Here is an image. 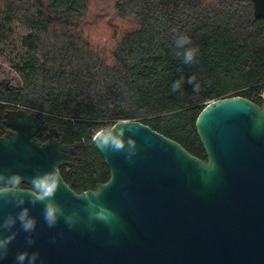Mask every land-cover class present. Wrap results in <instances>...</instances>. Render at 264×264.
I'll return each mask as SVG.
<instances>
[{
  "label": "water",
  "instance_id": "1",
  "mask_svg": "<svg viewBox=\"0 0 264 264\" xmlns=\"http://www.w3.org/2000/svg\"><path fill=\"white\" fill-rule=\"evenodd\" d=\"M251 2L253 17L264 18V0ZM261 101L225 96L199 112L194 127L206 160L140 121L115 122L92 139L109 178L81 193L60 174L78 160L74 148L55 129L45 143L35 138L48 116L6 110L0 174L21 181L0 180V221L27 209L36 224L31 232L18 221L0 228V236L15 233L0 264H16L21 251H38L42 264H264V90ZM113 133L133 141L131 158L102 146ZM53 168L59 186L50 199L60 212L49 227L31 181ZM100 212L110 219H97Z\"/></svg>",
  "mask_w": 264,
  "mask_h": 264
},
{
  "label": "trees",
  "instance_id": "2",
  "mask_svg": "<svg viewBox=\"0 0 264 264\" xmlns=\"http://www.w3.org/2000/svg\"><path fill=\"white\" fill-rule=\"evenodd\" d=\"M117 18H133L106 54L88 27L90 0H0V18L19 21L27 58L16 66L19 89L0 84V116L14 104L47 115L78 160L64 182L76 193L94 190L109 171L92 143L121 120H137L206 160L195 119L211 101L241 96L261 106L264 90V18L251 0H114ZM186 35L198 48L191 64L177 55ZM188 77L198 84H189ZM182 80L181 88L171 85Z\"/></svg>",
  "mask_w": 264,
  "mask_h": 264
},
{
  "label": "clouds",
  "instance_id": "3",
  "mask_svg": "<svg viewBox=\"0 0 264 264\" xmlns=\"http://www.w3.org/2000/svg\"><path fill=\"white\" fill-rule=\"evenodd\" d=\"M191 40L186 35H179L175 39V48L177 50V55L182 57L183 63L191 64L198 54V48L195 46H190ZM193 77H188V83L193 85L194 90H198L199 85L193 83ZM183 78L176 80L172 83V91H177L181 88ZM99 139V137H97ZM102 146L106 148H111L112 150H124L127 153V158H131L135 151V145L132 140H127L122 142L121 139L115 138L113 133L110 136H105L102 140ZM211 167V164L209 165ZM0 180L7 183L8 185L18 186L21 181V177L18 174L12 173L10 175L0 174ZM59 186V178L56 174L55 168L50 171L42 172L35 175L31 181V188L33 193V202L45 201L43 209V218L49 227L56 224L59 216V208L50 199L54 196L57 188ZM22 203V201H20ZM111 213L100 212L96 214L97 219L109 220ZM20 223L21 228L25 232H31L35 228V220L29 215L27 209H21L14 217H6L3 221H0V228L8 229L16 222ZM69 227H71V222L69 221ZM15 238V233H9L5 236H0V259H3L7 254V247L11 241ZM31 243V241H29ZM16 264H42L40 260V253L38 251L27 252L21 251L17 253Z\"/></svg>",
  "mask_w": 264,
  "mask_h": 264
},
{
  "label": "rangeland",
  "instance_id": "4",
  "mask_svg": "<svg viewBox=\"0 0 264 264\" xmlns=\"http://www.w3.org/2000/svg\"><path fill=\"white\" fill-rule=\"evenodd\" d=\"M113 2L114 0H90L91 18L96 23L94 25L88 24V27L98 30L100 34L93 45L104 50L106 54L111 53L116 42L126 31L136 27L133 18H126L125 20L117 18ZM30 33L31 31L19 21L13 20L10 24H6L0 18V84L2 86L6 84L13 89L21 87L16 66L27 58L21 41ZM63 171L68 172L69 170Z\"/></svg>",
  "mask_w": 264,
  "mask_h": 264
},
{
  "label": "flooded vegetation",
  "instance_id": "5",
  "mask_svg": "<svg viewBox=\"0 0 264 264\" xmlns=\"http://www.w3.org/2000/svg\"><path fill=\"white\" fill-rule=\"evenodd\" d=\"M4 87H5V90L6 91H9L10 88L6 85V84H3ZM12 105L14 106V104H11L9 105V107L7 108H4L3 109V112L0 116V136H3L9 129L6 128L4 125H3V113L6 111V110H17V109H21L18 107V105H16V107H12ZM28 111H33V110H28ZM44 121H45V124H44V127L45 129L44 130H40L36 133L35 135V138L37 139V141L39 143H45L47 140H46V134H48L50 132L51 129H55L58 134H59V137L56 139L58 142H61L63 145H69L67 143H65L62 139V135H61V132L59 131V128L56 124H54L53 122H51L50 120H48L47 117L44 118ZM71 147L74 148V150L76 151V153L78 154L77 152V146L76 145H70ZM75 163V162H74ZM72 167L69 166V167H62L60 168V171L62 170H70ZM14 188H17V189H26L27 187L25 185H21L19 187H14ZM0 189H3L2 187H0Z\"/></svg>",
  "mask_w": 264,
  "mask_h": 264
},
{
  "label": "built area",
  "instance_id": "6",
  "mask_svg": "<svg viewBox=\"0 0 264 264\" xmlns=\"http://www.w3.org/2000/svg\"><path fill=\"white\" fill-rule=\"evenodd\" d=\"M12 107H16V106H13V105H12ZM18 107L21 108V109L29 110V109H27V108H23V107H20V106H18Z\"/></svg>",
  "mask_w": 264,
  "mask_h": 264
}]
</instances>
